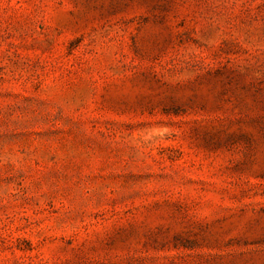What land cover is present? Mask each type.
I'll list each match as a JSON object with an SVG mask.
<instances>
[{"label":"rangeland","instance_id":"rangeland-1","mask_svg":"<svg viewBox=\"0 0 264 264\" xmlns=\"http://www.w3.org/2000/svg\"><path fill=\"white\" fill-rule=\"evenodd\" d=\"M0 264H264V0H0Z\"/></svg>","mask_w":264,"mask_h":264}]
</instances>
